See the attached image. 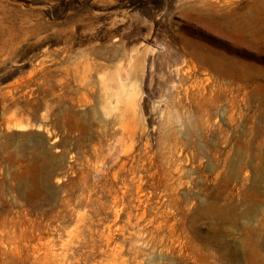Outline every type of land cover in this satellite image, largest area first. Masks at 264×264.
Returning a JSON list of instances; mask_svg holds the SVG:
<instances>
[{"label":"rangeland","instance_id":"1","mask_svg":"<svg viewBox=\"0 0 264 264\" xmlns=\"http://www.w3.org/2000/svg\"><path fill=\"white\" fill-rule=\"evenodd\" d=\"M0 264H264V0H0Z\"/></svg>","mask_w":264,"mask_h":264},{"label":"bare ground","instance_id":"2","mask_svg":"<svg viewBox=\"0 0 264 264\" xmlns=\"http://www.w3.org/2000/svg\"><path fill=\"white\" fill-rule=\"evenodd\" d=\"M207 6V5H206ZM214 31V30H213ZM199 33V32H198ZM227 33V32H226ZM200 34V33H199ZM201 35V34H200ZM211 36V35H210ZM213 37V36H212ZM211 37V38H212ZM219 38V37H218ZM221 40V39H220ZM214 41V40H213ZM217 42V41H216ZM213 43V42H212ZM221 44H222V42H221ZM225 44V43H224ZM219 46V45H218ZM221 46V45H220ZM226 46V45H225ZM231 47V46H230ZM227 48V47H226ZM229 50V49H228ZM234 50V49H233ZM48 251V250H47ZM50 251V250H49Z\"/></svg>","mask_w":264,"mask_h":264}]
</instances>
